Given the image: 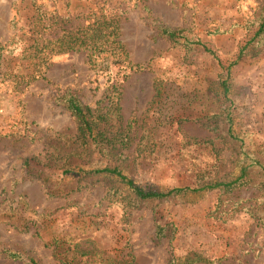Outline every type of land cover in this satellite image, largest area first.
<instances>
[{
	"label": "rangeland",
	"instance_id": "rangeland-1",
	"mask_svg": "<svg viewBox=\"0 0 264 264\" xmlns=\"http://www.w3.org/2000/svg\"><path fill=\"white\" fill-rule=\"evenodd\" d=\"M263 6L264 0H0V264H25L9 259L7 249L40 264H73L74 249L65 263L55 256L47 238L53 231L68 232L73 248L86 244L134 257V264H170L192 252L213 264H264V169L252 160L264 165V35L231 68L232 101L223 103L218 87L219 59L229 65L238 58ZM102 15L118 20L128 61L148 69L94 66L87 51L71 50L46 56L44 78L27 76L35 40L48 45ZM159 25L191 30L219 59L172 43ZM66 91L94 108L119 102L137 133L131 151L144 157L128 171L136 183L161 191L193 187L201 177L239 174L243 163L251 165L248 183L229 193L139 202L122 194L125 187L110 194L112 179L90 177L68 196H49L40 171L77 187V178L62 176L57 150L77 139L74 118L57 101ZM18 201L28 206L26 225L11 211L2 214ZM158 224L166 226L161 238Z\"/></svg>",
	"mask_w": 264,
	"mask_h": 264
},
{
	"label": "trees",
	"instance_id": "trees-1",
	"mask_svg": "<svg viewBox=\"0 0 264 264\" xmlns=\"http://www.w3.org/2000/svg\"><path fill=\"white\" fill-rule=\"evenodd\" d=\"M256 22L257 27L253 30L252 36L241 47L238 58L229 63V65L223 63L219 59L216 51L203 41L201 37L193 34L191 30L186 28L173 29L164 25H159L158 29L160 35L172 43L189 46L191 48L202 47L220 60L221 73L219 74L218 87L223 94V103H227L232 101L231 97H229L232 89V83L230 81L231 68L239 62L244 55L245 49L258 41L256 40L258 37L264 35V6ZM255 23H251L248 28L252 30ZM38 40H35L37 44L31 55L32 73L27 75L34 80L45 77L44 66L48 61L46 56L52 55V52L64 53L71 50H85L89 53L90 62L94 66L101 65L105 62L108 65L124 64L136 71L146 70L147 68L140 64H131L128 61V52L120 38L118 20L112 16L102 15L92 25L69 31L57 40L48 41V45H44V42L42 44ZM46 49H48V52ZM159 86H162L161 83L158 85V94L161 91V87ZM112 87H118V84L115 83ZM57 101L70 112L77 125L75 146L69 147V144L66 143L57 147L58 156L62 162L61 174L64 178L67 176L77 178V187L69 188L54 183V178L50 172L40 171L39 175L41 179L48 185L49 196H68L71 191L80 188L82 180L90 177H101L107 180L112 179L115 183H111L110 194H119L120 188L125 187L128 194H122L124 196L132 194L135 196L134 199L139 202L161 200L180 194L185 195L188 192L206 190H220L222 193H229L248 183L247 180L250 175L248 169L251 165L243 163L240 166L239 174H229L220 178L211 179L201 177L193 187L184 186L176 187L169 191H161L150 185L138 184L129 176L128 171L135 167L139 159L144 157L141 155L134 156L135 149L131 151L136 141L137 133L133 132L131 119L124 122L119 102L112 101L94 108L85 104L72 91H66L59 95ZM228 120L231 124V114L228 115ZM135 121L138 122V119H135ZM229 130H232V125H230ZM235 137L238 138L237 136ZM137 143L140 144L141 142L139 141ZM252 160L264 169V165H260L258 160L253 158ZM114 179L121 185L119 184L117 186ZM3 201L5 200L1 202L3 203ZM24 205L26 206L25 203ZM6 208L7 211H2V214L11 211L10 218L19 225H26L32 220L27 214L28 206H22L20 201L17 202L16 206L7 205ZM165 229L166 226L161 224L157 225L156 234L158 238L163 236ZM70 237L71 235L65 231H53L47 235L49 245L53 246L55 256L61 261H64V263L69 256L68 254L74 249L71 260L73 264H80L81 262L78 261V257L82 256H88L84 264H134V257L129 260L128 258L107 255L106 252L99 251L96 248L89 250V245L86 244L75 243L73 248V244L69 243L71 240ZM88 237L86 236L84 240H89ZM5 253L13 261L24 262L25 264H40L35 258L26 256L19 250L7 249ZM96 256L101 257L100 259L93 260ZM170 264H213V261L208 260L196 252H192L184 258H174Z\"/></svg>",
	"mask_w": 264,
	"mask_h": 264
}]
</instances>
